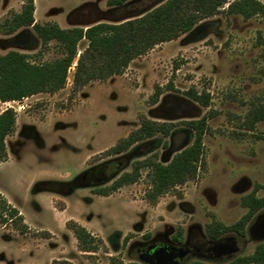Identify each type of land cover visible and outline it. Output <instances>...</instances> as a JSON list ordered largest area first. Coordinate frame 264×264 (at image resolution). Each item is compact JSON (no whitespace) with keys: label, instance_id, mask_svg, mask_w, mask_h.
<instances>
[{"label":"rangeland","instance_id":"1","mask_svg":"<svg viewBox=\"0 0 264 264\" xmlns=\"http://www.w3.org/2000/svg\"><path fill=\"white\" fill-rule=\"evenodd\" d=\"M153 1L141 0L140 5ZM256 1L264 5V0ZM20 2L1 0L0 22L19 13ZM82 5L81 0H35V22L84 29L88 23L114 24L126 18L123 9L107 7L106 0H95L93 7L77 13ZM85 47L86 41H80L78 54ZM9 51L25 54L35 64L61 56L54 41L41 51L31 28L11 35L0 32V55ZM73 68L65 87L53 95L37 94L11 107L0 104V113H16L14 133L5 139L7 158L0 163V194L27 226L22 231L16 219L0 223V264H108L110 258L128 264L139 261L143 244L178 247L172 237L179 230L184 255L178 264L225 263L252 254L264 240V210L242 236L227 232L213 242L207 232L210 226L235 224L247 212L242 198L264 185V120L255 119L264 107V21L219 13L154 46L121 75L77 90L72 87ZM155 87L161 94L152 104ZM190 89L206 94L208 105L192 101L187 96ZM203 117V167L194 180L153 204L145 200L147 169H141L131 184L106 196L97 193L107 191L135 162L155 155L167 164L194 139L185 123ZM142 120L170 123L173 128L168 136L156 134L120 155H106ZM103 165L106 177L81 181L86 170ZM73 224L100 240L95 253L78 248L69 229ZM210 243L226 246L227 251L214 259L197 250Z\"/></svg>","mask_w":264,"mask_h":264},{"label":"trees","instance_id":"2","mask_svg":"<svg viewBox=\"0 0 264 264\" xmlns=\"http://www.w3.org/2000/svg\"><path fill=\"white\" fill-rule=\"evenodd\" d=\"M141 0H108L107 7L123 9L125 19L118 23H96L85 29L73 27L62 29L56 24H38L34 21L33 0H24L19 13L0 22V32L11 35L20 28H31L41 43V51L54 41L61 56L46 63H31L29 57L16 51L0 55V103L20 102L37 94L53 95L62 90L67 82L68 71L73 69L72 87L81 89L93 81L103 82L113 76L121 75L131 61L144 55L154 46L170 42L181 34H186L199 22L222 13L237 15L243 19L259 16L264 21V5L256 0H156L140 5ZM227 5V6H226ZM226 6V8H224ZM222 11V12H221ZM86 41V47L78 54L77 45ZM77 57V58H76ZM74 65V66H73ZM168 87H171L168 86ZM161 94L159 87L149 98L156 104ZM187 96L203 107L208 105L206 94H197L190 89ZM255 119L264 120V107L255 114ZM16 113L6 109L0 113V163L7 158L5 139L14 133ZM185 125L194 133L192 143L176 153L167 164H161L154 155L150 159L135 162L128 173L119 176L105 190L98 194L106 196L108 191H115L123 185L135 182L139 171L147 169L149 189L145 200L153 204L170 190L194 180L203 167L202 138L206 130V118L186 122ZM173 128L170 123H156L142 120L139 127L119 140L106 151V155L122 154L132 145L150 139L156 134L168 136ZM261 191V196L257 192ZM247 212L233 225L210 226L208 237L216 242L224 233L232 232L242 236L245 227L252 218L264 210V185L256 186L252 193L241 200ZM16 219L27 230L23 218L0 194V223ZM82 252L95 253L96 240L85 228L78 224L69 227ZM173 241L182 243V230L176 232ZM264 240L257 243L252 254L235 257L225 263L215 264H263ZM62 264H70L64 262ZM108 264H124L119 258H110ZM128 264H147L131 261ZM152 264H157L152 262ZM190 264H214L205 261H193Z\"/></svg>","mask_w":264,"mask_h":264},{"label":"flooded vegetation","instance_id":"3","mask_svg":"<svg viewBox=\"0 0 264 264\" xmlns=\"http://www.w3.org/2000/svg\"><path fill=\"white\" fill-rule=\"evenodd\" d=\"M106 170L107 166L104 165L88 169L81 175V181L87 184L100 177H106ZM210 244L211 245L205 249H203V246L197 249V247L193 245L192 248L199 250V252L205 250L206 253H211L214 259H218L217 257H220L222 253L227 251L226 246H220L215 243ZM141 247L143 248V252L139 254V261L147 264H152V262H156L157 264H170L183 252L182 248H179V245L178 247H173L168 244L147 243L143 244ZM182 259L183 257L179 261Z\"/></svg>","mask_w":264,"mask_h":264},{"label":"crops","instance_id":"4","mask_svg":"<svg viewBox=\"0 0 264 264\" xmlns=\"http://www.w3.org/2000/svg\"><path fill=\"white\" fill-rule=\"evenodd\" d=\"M1 1V0H0ZM23 0H21V2H20V4H19V8H21V5H22V2ZM81 1H83V5H82V7L80 8V10L77 12V13H80V11H86V9L88 10V8H91V7H93L92 5H94V3H95V0H81ZM108 0H106V2H107ZM33 3H34V13H33V18H34V15H35V0H33ZM8 9H12V7H9ZM112 9H114V8H112ZM0 11H1V4H0ZM91 11V10H90ZM18 13V12H17ZM74 14H76V12L74 13ZM81 15H83L82 13H81ZM36 19L34 18V21H35ZM96 23H101L100 21H96V22H92V23H88V25H86V27H88V26H91V25H93V24H96ZM104 23V22H103ZM73 27H78V25H75V26H73ZM72 27V28H73ZM85 27V28H86ZM84 28V29H85ZM0 104H5V103H0ZM7 138V137H6ZM6 147V146H5ZM13 207V206H12Z\"/></svg>","mask_w":264,"mask_h":264},{"label":"water","instance_id":"5","mask_svg":"<svg viewBox=\"0 0 264 264\" xmlns=\"http://www.w3.org/2000/svg\"><path fill=\"white\" fill-rule=\"evenodd\" d=\"M155 255V254H154ZM184 252L180 253L179 256L177 257V259H175L172 263L170 264H178L179 260L183 257Z\"/></svg>","mask_w":264,"mask_h":264},{"label":"built area","instance_id":"6","mask_svg":"<svg viewBox=\"0 0 264 264\" xmlns=\"http://www.w3.org/2000/svg\"><path fill=\"white\" fill-rule=\"evenodd\" d=\"M12 103H13V104H14V103H15V104H18V102H9V103H5V105H7L8 107H11L10 105H11Z\"/></svg>","mask_w":264,"mask_h":264}]
</instances>
